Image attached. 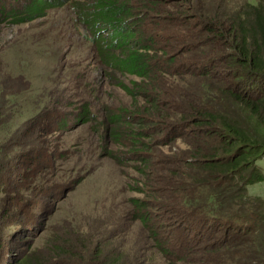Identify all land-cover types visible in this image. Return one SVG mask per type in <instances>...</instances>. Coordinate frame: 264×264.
Returning a JSON list of instances; mask_svg holds the SVG:
<instances>
[{"label": "rangeland", "instance_id": "1", "mask_svg": "<svg viewBox=\"0 0 264 264\" xmlns=\"http://www.w3.org/2000/svg\"><path fill=\"white\" fill-rule=\"evenodd\" d=\"M28 1L0 0V261L19 264L26 255L46 253L52 241L63 235L80 247L90 248L112 235H117V240L110 243L142 246L140 237L146 236V231L141 220L132 219L131 212H139L135 205L143 207L158 231L156 238L167 230L163 225L169 224L167 218L176 212L163 211L174 205L168 194L177 193L179 179L171 176L177 167L163 162L174 158L178 149L187 150V146L180 137L161 140L162 130L127 119L132 115V105L142 99L130 97L123 87L131 89L133 83H144L135 76L113 71L82 38L83 31H87L80 26L75 5H87V0H52L56 5L46 17L14 24L8 15L21 11ZM124 1L131 9V18L142 19L136 27L149 24L152 30L158 29L151 17L160 14L151 7L147 10L144 0ZM215 1L200 2L210 8L211 4L216 6ZM246 1L254 4L258 0ZM89 3L92 5V1ZM162 8L173 13L179 10L175 0H167ZM180 10L185 15L193 14L185 8ZM136 27L131 25L134 33ZM182 46L179 43L165 50L168 55H186L180 53ZM157 55L162 57L161 53ZM153 66L166 79L175 80L162 71L163 66ZM181 76L189 80L188 75ZM187 87H192L190 82ZM135 91L145 92L142 86ZM85 110L92 119L84 121ZM123 111V122H110L111 115ZM115 128L121 129L122 139L110 136ZM139 129L153 135L145 138L153 147L148 154L135 157L132 138ZM115 154L124 155L123 161L117 162ZM148 155L151 157L146 158ZM259 166L264 174V160ZM180 171L185 179L192 177ZM160 195L162 198H158ZM238 199L247 205L264 203V182L244 188V196ZM173 231H179L178 226ZM193 231L186 228L185 233L174 232L169 237L178 245L184 244ZM201 231L206 242L196 249L187 247L190 253L181 255L180 264H214L222 259V264L231 262L236 242L226 251L217 250L228 245L233 240L229 235L237 231L214 227ZM258 239L263 246L251 242L248 253L259 250L264 254V236ZM157 257L159 264L175 261L168 256L163 260Z\"/></svg>", "mask_w": 264, "mask_h": 264}, {"label": "trees", "instance_id": "2", "mask_svg": "<svg viewBox=\"0 0 264 264\" xmlns=\"http://www.w3.org/2000/svg\"><path fill=\"white\" fill-rule=\"evenodd\" d=\"M175 1L179 10L173 13L162 8L167 0H144L146 9L151 7L160 14L151 17L159 26L154 30L149 24L136 27L142 19L131 18V9L124 0H87V5H75L80 26L87 31H83L82 38L92 44L113 71L135 76L144 83H133L131 89L123 87L130 97L142 99L135 101L132 115L126 118L162 130L161 140L177 136L187 146V150L178 149L174 158L163 162L177 167L171 176L179 179L177 193L168 194L174 205L163 211L176 212L167 218L169 224L163 225L167 230L156 238L158 231L151 224L152 218L143 207L135 205L139 212L132 211L131 217L141 220L146 231V236L142 233L144 237H140L142 246L110 243L117 240V235H112L90 248L80 247L63 235L65 239L52 241L48 252L26 255L19 264H159L157 255L162 260L166 256L175 260L162 261L163 264H180L181 255L190 253L187 247L196 249L206 242L201 230L210 227L237 231L229 235L233 240L228 245L217 250L226 251L236 242L228 264H264L261 251L248 253L251 242L263 246L258 237L264 236V203L251 201L247 205L238 199L244 196V188L264 182L259 166L264 160V0L254 4L217 0L214 7L207 3L210 8L201 0ZM54 5L52 0H29L21 11L8 17L16 25L29 23L46 17ZM181 8L193 14L185 15ZM172 21L182 29L173 27ZM132 24L138 33H134ZM179 43L183 44L180 53L186 55H168L165 48ZM153 64L163 66L162 71L175 80L166 79ZM181 75H188L189 80ZM141 86L145 92L135 91ZM125 113L111 115L110 122H123L125 118L120 115ZM83 116L84 121L92 119L88 110L83 111ZM133 133L132 154H148L153 146L145 138L153 135L140 129ZM110 136L124 137L119 128L112 129ZM115 158L120 162L124 155L115 154ZM180 169L192 177L185 179ZM177 226L179 231H173ZM186 228L194 230L187 236L188 242L178 245L169 237L174 232L185 233Z\"/></svg>", "mask_w": 264, "mask_h": 264}]
</instances>
